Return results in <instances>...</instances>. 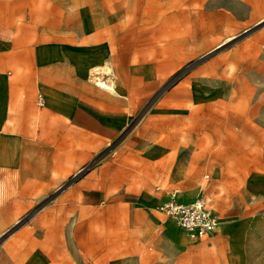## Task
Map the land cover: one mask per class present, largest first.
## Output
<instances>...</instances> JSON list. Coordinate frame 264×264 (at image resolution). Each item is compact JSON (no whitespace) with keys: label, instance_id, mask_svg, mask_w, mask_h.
Here are the masks:
<instances>
[{"label":"rangeland","instance_id":"1","mask_svg":"<svg viewBox=\"0 0 264 264\" xmlns=\"http://www.w3.org/2000/svg\"><path fill=\"white\" fill-rule=\"evenodd\" d=\"M120 1L126 35L89 40L107 72L57 75L77 98L78 117L66 119L77 128L47 117L43 135L0 133V264H230L236 253L242 264H264V182L248 180L264 168V117L249 116L264 110V0H213L224 23L206 40L167 36L166 4L185 0ZM66 2L0 0V43L11 52L15 39L37 33L40 12H71ZM3 74L27 98L40 71ZM45 108L31 104V119ZM92 176L107 195L102 205L67 196ZM158 186L204 199L218 229L190 242L155 209Z\"/></svg>","mask_w":264,"mask_h":264},{"label":"crops","instance_id":"2","mask_svg":"<svg viewBox=\"0 0 264 264\" xmlns=\"http://www.w3.org/2000/svg\"><path fill=\"white\" fill-rule=\"evenodd\" d=\"M66 1V5H69L71 12L49 15L40 12L37 18V33L34 36H29L24 43L15 39L12 43L11 52H8L7 48L0 43V133H38L43 135L47 133V117L54 119L55 127L63 125L72 126L76 129L77 121L73 123L70 120L67 122V120L72 119V117H78V112L76 111L77 98L62 92L61 84L56 80L57 75L62 70L71 69L93 71L92 74L99 69L102 74H105L107 72L105 62L102 57H95V48L91 47L89 40L95 37H107L109 34L111 36L114 35L116 38L126 35L125 20L122 14L123 11L120 8L122 5L120 0ZM6 5H9V0ZM214 7H216V4L213 0H185L181 5L167 2V36L175 37V34L180 35L181 33L178 32H182L181 30L186 31L187 36L194 39L202 38L206 40L207 37L220 36L219 33L224 22L218 18L220 12ZM15 13H20V9L17 8ZM151 18L152 21H158V15H151ZM180 22H183L184 25H181ZM79 23H82L81 27L83 29L75 35L72 31L78 27ZM67 31L72 32L70 38L62 36L67 34ZM111 31L112 33H110ZM10 56L13 57L14 62L10 61ZM10 66L16 69L29 67L40 71L36 85L32 89L33 96L27 95L28 97L25 98L21 84L12 89L11 81L3 74V71ZM38 91L40 93L36 95L35 92ZM94 98H97L96 95L90 97L83 95V99L87 102H93ZM40 99L43 100V106L39 104ZM210 99H212L211 101H216L218 96ZM119 103L121 104V101ZM123 103L125 104V102ZM31 104H34V106L37 104L40 108L46 107L39 115L37 122L31 119L29 112ZM249 116L264 117V110L262 115H258L253 110ZM168 143H171L170 139ZM69 147L74 148V146L70 145L66 148ZM78 148L83 147L78 145ZM252 173L253 176L248 178V180L264 182V168ZM206 175H209L211 180V175L209 173L205 174L202 178L201 189L210 181L205 180ZM95 178L96 176L86 178L78 186L71 187L66 192L67 196L72 200L81 199L86 207H99L104 203L107 195L100 188ZM155 188L159 194V198H156L153 202L156 209V205L167 200L168 191H173L174 189H167L161 186ZM129 198L133 201L136 197ZM183 201L191 203L187 200ZM157 212L163 214L158 210ZM155 218L159 219L156 215ZM178 228L176 225H169L168 232L177 237L179 235ZM183 233L190 242L197 243V241L204 240H191L184 231ZM230 258V264H242L245 260L237 253L231 255ZM247 259V262L251 261L249 257Z\"/></svg>","mask_w":264,"mask_h":264},{"label":"built area","instance_id":"3","mask_svg":"<svg viewBox=\"0 0 264 264\" xmlns=\"http://www.w3.org/2000/svg\"><path fill=\"white\" fill-rule=\"evenodd\" d=\"M39 104L44 105L42 99ZM205 180L209 181L210 176L206 175ZM156 209L174 220L191 240L205 239L220 226L219 217L209 209L204 199L186 203L175 190L168 191L167 200L156 205Z\"/></svg>","mask_w":264,"mask_h":264},{"label":"bare ground","instance_id":"4","mask_svg":"<svg viewBox=\"0 0 264 264\" xmlns=\"http://www.w3.org/2000/svg\"><path fill=\"white\" fill-rule=\"evenodd\" d=\"M95 81H96V83H97V85L99 86V87H104V88H107V89H111L112 87V84H111V86H110V84H108V83H106V82H104L103 81V79H101V78H99V77H97L96 79H95ZM227 130V129H226ZM232 132V131H231Z\"/></svg>","mask_w":264,"mask_h":264}]
</instances>
